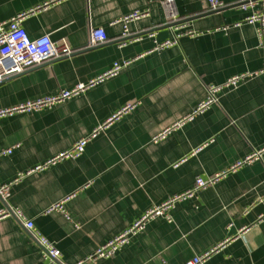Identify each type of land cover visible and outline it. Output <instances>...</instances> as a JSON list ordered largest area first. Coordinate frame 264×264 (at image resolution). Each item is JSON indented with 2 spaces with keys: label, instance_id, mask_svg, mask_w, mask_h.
I'll return each mask as SVG.
<instances>
[{
  "label": "crops",
  "instance_id": "1",
  "mask_svg": "<svg viewBox=\"0 0 264 264\" xmlns=\"http://www.w3.org/2000/svg\"><path fill=\"white\" fill-rule=\"evenodd\" d=\"M221 1L212 11L209 0H175L172 23L164 0H0V21L39 8L24 21L29 36L74 50L0 82V107L88 84L123 64L52 108L0 119V153L13 148L0 155V186L11 183L0 208L22 209L62 252L60 263L46 258L24 223L7 217L0 264H76L198 176L221 174L264 147V48L241 0ZM135 10L147 14L129 24L123 42L115 21ZM92 27L108 41L89 47ZM185 30L199 34L177 36ZM167 40L176 43L156 49ZM236 76L245 77L180 123L210 86ZM87 136L79 158L33 170ZM60 202L64 211L48 212ZM169 213L172 221L150 219L114 256L88 264H186L206 252L203 264H264V153Z\"/></svg>",
  "mask_w": 264,
  "mask_h": 264
},
{
  "label": "built area",
  "instance_id": "2",
  "mask_svg": "<svg viewBox=\"0 0 264 264\" xmlns=\"http://www.w3.org/2000/svg\"><path fill=\"white\" fill-rule=\"evenodd\" d=\"M50 3H47L44 7H48ZM164 6L166 8L168 19L170 22L175 23L178 20V15L175 9V0H164ZM226 6L221 0H209V8L212 11H217ZM243 10L250 11V14L245 18V22L257 26L258 37L260 46L264 48V0H241L238 4ZM39 8L32 9L30 11L21 12L8 20L0 21V82L9 78L12 75L22 73L28 69L36 67L46 62L56 60L62 57L70 56L74 53L66 43H56L49 35H43L38 38H31L24 27V21L33 12H36ZM147 12L135 10L122 16L120 19L116 20L115 23L123 24L122 40H128L131 36L129 24L135 20H138L145 16ZM179 29V26H176ZM198 32L192 30H185L183 32H178L177 36L182 35L195 36ZM108 41V35L104 28L92 27L90 29V43L89 47H93ZM176 43L175 40H167L156 46V49H163L172 46ZM123 67L121 63H115L114 66L108 70L102 76L91 80L88 84H77L74 88L62 90L61 92L41 97L35 100H29L20 104H16L9 107H0V119L12 116L19 113H29L34 111H40L47 108H52L58 103L64 102L77 93L85 90L86 88L93 86L99 81H102L108 76L117 74ZM245 76H236L231 78L224 85L210 86L209 96L207 99L203 100L199 106L195 109L193 115L187 116L182 122L190 120L197 113L204 112L212 104L218 102L219 93L224 87L236 85ZM104 127V126H101ZM100 127V128H101ZM97 130L92 134L94 136ZM91 136V137H92ZM164 135H159L155 137V140L160 139ZM90 136L83 137L79 139L71 148L60 152L56 156L50 158L47 162L36 166L33 170H42L47 166L54 164L60 160L65 159H76L79 158L85 151V148L91 138ZM13 148L3 150L0 155L11 154ZM264 153V147L254 154L246 158V160L238 162L232 166L229 170L217 174L209 178H203L198 176L196 178L193 188L181 193L174 195L164 204L156 206L147 210L142 214L129 228L110 239L108 242L100 246L93 254L77 262L76 264H88L92 260L97 258H109L114 256L117 252L128 245L133 236L145 228L147 221L150 219L163 216L169 221H172V216L169 211L174 205L180 201L188 198H192L195 194L210 185L217 183L222 177L231 171H235L238 167L243 164L250 162L253 158L258 157ZM11 183H6L0 186V197L3 201H6L10 195ZM64 211V203L60 202L51 206L48 212L51 211ZM7 217H15L20 219L25 227L29 229L37 238L38 243L44 256L53 262L60 263L62 252L61 250L46 236L42 235L39 230L35 227L33 220L26 218L24 212L20 208H8L4 206L0 208V220ZM211 252H206L201 255L195 256L193 259L188 261L186 264H203L205 260L209 257Z\"/></svg>",
  "mask_w": 264,
  "mask_h": 264
},
{
  "label": "water",
  "instance_id": "3",
  "mask_svg": "<svg viewBox=\"0 0 264 264\" xmlns=\"http://www.w3.org/2000/svg\"><path fill=\"white\" fill-rule=\"evenodd\" d=\"M85 49L88 50L89 48H84V50H85ZM66 57H67V56H66ZM62 58H63V57H62Z\"/></svg>",
  "mask_w": 264,
  "mask_h": 264
}]
</instances>
